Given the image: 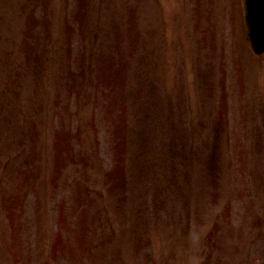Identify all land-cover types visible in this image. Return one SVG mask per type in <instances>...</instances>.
Masks as SVG:
<instances>
[{
  "label": "rangeland",
  "instance_id": "obj_1",
  "mask_svg": "<svg viewBox=\"0 0 264 264\" xmlns=\"http://www.w3.org/2000/svg\"><path fill=\"white\" fill-rule=\"evenodd\" d=\"M240 0H0V264H264V53Z\"/></svg>",
  "mask_w": 264,
  "mask_h": 264
},
{
  "label": "water",
  "instance_id": "obj_2",
  "mask_svg": "<svg viewBox=\"0 0 264 264\" xmlns=\"http://www.w3.org/2000/svg\"><path fill=\"white\" fill-rule=\"evenodd\" d=\"M246 36L256 53L264 51V0H243Z\"/></svg>",
  "mask_w": 264,
  "mask_h": 264
}]
</instances>
